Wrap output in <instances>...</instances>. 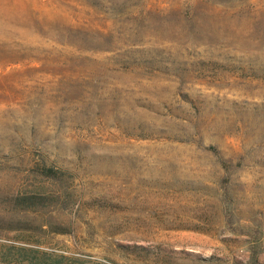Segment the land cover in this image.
Wrapping results in <instances>:
<instances>
[{
  "label": "rangeland",
  "instance_id": "rangeland-1",
  "mask_svg": "<svg viewBox=\"0 0 264 264\" xmlns=\"http://www.w3.org/2000/svg\"><path fill=\"white\" fill-rule=\"evenodd\" d=\"M59 255L264 264V0H0V264Z\"/></svg>",
  "mask_w": 264,
  "mask_h": 264
},
{
  "label": "trees",
  "instance_id": "trees-1",
  "mask_svg": "<svg viewBox=\"0 0 264 264\" xmlns=\"http://www.w3.org/2000/svg\"><path fill=\"white\" fill-rule=\"evenodd\" d=\"M43 173L48 175V176H52L54 174V172L52 171V169L50 167H42L41 168ZM65 259L64 255H59V256H53V257H46V256H41V259H37L35 260L33 263L35 264H69L70 262L67 263H63V260ZM71 264V263H70Z\"/></svg>",
  "mask_w": 264,
  "mask_h": 264
}]
</instances>
